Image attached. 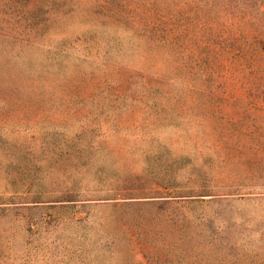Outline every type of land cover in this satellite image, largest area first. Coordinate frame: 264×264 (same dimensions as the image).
Returning a JSON list of instances; mask_svg holds the SVG:
<instances>
[{
  "label": "rangeland",
  "instance_id": "obj_1",
  "mask_svg": "<svg viewBox=\"0 0 264 264\" xmlns=\"http://www.w3.org/2000/svg\"><path fill=\"white\" fill-rule=\"evenodd\" d=\"M0 264H264V0H0Z\"/></svg>",
  "mask_w": 264,
  "mask_h": 264
}]
</instances>
